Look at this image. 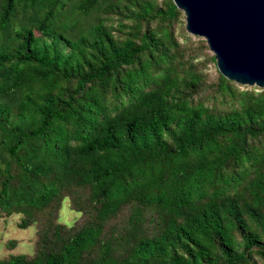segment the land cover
Instances as JSON below:
<instances>
[{"label":"trees","instance_id":"obj_1","mask_svg":"<svg viewBox=\"0 0 264 264\" xmlns=\"http://www.w3.org/2000/svg\"><path fill=\"white\" fill-rule=\"evenodd\" d=\"M182 14L0 0V212L40 226L0 264H264V88L209 84Z\"/></svg>","mask_w":264,"mask_h":264},{"label":"water","instance_id":"obj_2","mask_svg":"<svg viewBox=\"0 0 264 264\" xmlns=\"http://www.w3.org/2000/svg\"><path fill=\"white\" fill-rule=\"evenodd\" d=\"M173 1L187 32L206 41L226 79L264 88V0Z\"/></svg>","mask_w":264,"mask_h":264},{"label":"rangeland","instance_id":"obj_3","mask_svg":"<svg viewBox=\"0 0 264 264\" xmlns=\"http://www.w3.org/2000/svg\"><path fill=\"white\" fill-rule=\"evenodd\" d=\"M174 23L178 40L182 44L194 48L195 63H198L199 69L201 68L206 75L208 83H214L219 73L216 63L211 60L212 53L210 49L204 50L201 48V46L204 47L203 44L207 45L206 41L187 32L184 12ZM81 217L80 213L71 209L70 201L65 199L59 213V222L72 227ZM22 218L23 216L20 214L7 217L0 212V259H4L9 255H34L40 226L35 224L27 229H20L18 225L21 223ZM13 241L17 242L15 248L10 245Z\"/></svg>","mask_w":264,"mask_h":264}]
</instances>
